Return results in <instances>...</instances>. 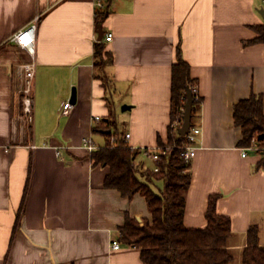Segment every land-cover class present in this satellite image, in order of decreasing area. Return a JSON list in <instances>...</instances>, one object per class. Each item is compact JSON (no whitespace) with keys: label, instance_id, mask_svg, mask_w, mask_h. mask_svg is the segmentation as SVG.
<instances>
[{"label":"crops","instance_id":"1","mask_svg":"<svg viewBox=\"0 0 264 264\" xmlns=\"http://www.w3.org/2000/svg\"><path fill=\"white\" fill-rule=\"evenodd\" d=\"M101 2L107 14L96 26L93 0H0V264H143L139 250L119 243V229L126 214L150 221L146 202L103 188L109 169L93 166L82 142L105 145L106 134L93 130L113 116L141 151L135 165L153 169L143 151L167 142L177 47L201 99L183 224L204 229L208 199L218 196L230 251L243 250L252 225L264 239V168L256 169V148H238L232 116L240 100L264 96V44L252 42L264 0ZM34 22L31 57L12 38ZM99 27L112 56L104 80L93 66ZM29 64L30 122L18 93ZM65 103L72 108L62 115Z\"/></svg>","mask_w":264,"mask_h":264},{"label":"trees","instance_id":"2","mask_svg":"<svg viewBox=\"0 0 264 264\" xmlns=\"http://www.w3.org/2000/svg\"><path fill=\"white\" fill-rule=\"evenodd\" d=\"M111 1V0H109ZM103 10H96L95 24L100 26L107 14V4ZM257 34L253 43L264 44V24L254 27ZM112 56L105 52L102 42L94 45V68L104 80L106 68L111 66ZM104 85L105 81H104ZM195 81L191 78L190 67L182 59L179 47L176 48V62L171 69L170 124L167 129V142L158 139V149L166 150V155L153 169L142 172L135 165L140 150L131 149L121 142V133L113 116L94 132L105 133L107 142L90 153L93 166L109 169L103 181V188L118 191L122 197L131 199L136 194L144 198L151 220L131 218L125 215L124 224L119 229V243L135 248L140 252L143 264H234L235 257L228 249L231 238V222L228 217L218 215V196L208 199L205 212L206 227L202 230H189L183 224L185 194L191 183L190 161L181 157V150L188 145L185 137L171 126L182 118L187 89L193 90ZM198 102L192 103L193 121L199 112ZM233 123L241 130L242 138L238 148H256L260 160L256 169L264 168V96H250L233 106ZM262 137V138H261ZM116 144L111 146L109 140ZM146 152V151H145ZM143 151V153H145ZM158 172H154V168ZM156 182L162 183L158 193L153 190ZM155 187V186H154ZM241 264H264V239L257 226H250L246 242L240 255Z\"/></svg>","mask_w":264,"mask_h":264},{"label":"built area","instance_id":"3","mask_svg":"<svg viewBox=\"0 0 264 264\" xmlns=\"http://www.w3.org/2000/svg\"><path fill=\"white\" fill-rule=\"evenodd\" d=\"M96 10H103L105 8L104 4L101 0H93ZM112 34H107L104 36V42L109 43L112 41ZM36 39V24L35 22L31 24L26 29L20 31L16 35L13 36L12 41L21 49L25 50L31 57H34V44ZM24 80L19 89L18 93L20 95V102L22 106L23 114L28 117L29 122L32 120V107H33V99H32V80L34 75V65L29 64L24 66ZM192 98L193 101L198 102L200 97L198 95L197 88L194 86L192 90ZM72 105L70 103H65L62 106V115H67L71 110ZM94 122H101L100 117H94ZM183 123V116L182 118H178L175 120L173 124H171L172 128L178 132L179 128ZM201 131L198 127H191L188 134L185 136L188 145H186L181 150V157L186 160L190 161L195 155V149L192 148L193 144L196 142L197 137L200 135ZM129 135L126 134L123 136L121 142L127 144L129 139ZM109 144L114 146L116 144V140L111 138L109 140ZM82 146L86 149L89 153L94 152L97 148L94 146L91 138H85L82 142ZM254 149V148H250ZM146 151V152H145ZM145 154H147L150 160L155 164L160 162L162 157L166 155V150L155 148L153 151L145 150ZM245 151V150H244ZM246 153L243 152L242 157H245ZM154 172H158V168H154ZM113 250H118L120 248V244L117 241H113L111 245Z\"/></svg>","mask_w":264,"mask_h":264},{"label":"water","instance_id":"4","mask_svg":"<svg viewBox=\"0 0 264 264\" xmlns=\"http://www.w3.org/2000/svg\"><path fill=\"white\" fill-rule=\"evenodd\" d=\"M102 38H103V33H102V31H101V29L99 27L97 41L101 42ZM75 100H76L75 93L73 91L71 99H70V103L74 104ZM192 103H193L192 91L190 89H187L186 102H185L184 111H183V123H182L181 127L178 130V135L181 136V137H185L188 134L190 128L192 127V123H191ZM129 108L130 107H128V106H123L122 107V111L129 110Z\"/></svg>","mask_w":264,"mask_h":264},{"label":"rangeland","instance_id":"5","mask_svg":"<svg viewBox=\"0 0 264 264\" xmlns=\"http://www.w3.org/2000/svg\"><path fill=\"white\" fill-rule=\"evenodd\" d=\"M119 122H120V121H119ZM119 122H118V123H119ZM193 124L196 126V121H195V119H194V121H193ZM118 130H119V132L121 133V128H120V126H119ZM155 186H156V187H152V188H153V190H154L156 193H158V191H159L158 189L162 188V183H161V182H156ZM240 252H241V251H240V250H237L236 248H232V249H231V253L234 255L236 261L239 260V258H240V255H239Z\"/></svg>","mask_w":264,"mask_h":264}]
</instances>
